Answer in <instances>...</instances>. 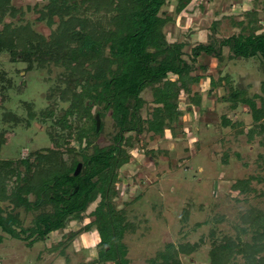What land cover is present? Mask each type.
Segmentation results:
<instances>
[{
	"label": "rangeland",
	"instance_id": "374dc122",
	"mask_svg": "<svg viewBox=\"0 0 264 264\" xmlns=\"http://www.w3.org/2000/svg\"><path fill=\"white\" fill-rule=\"evenodd\" d=\"M254 2L191 0L177 13L174 10L177 0H170L160 13L171 17L164 26L166 39L187 41L183 56L190 61L191 48L208 39L211 20L223 16L242 20L245 10L253 7ZM11 3L17 9L14 16L0 13V221L9 223L7 216L15 215L19 237L0 229V264H114L96 261L99 234L94 225L88 231L84 228L93 219L90 211L99 198L87 206L81 220H65L63 228L43 239H34L24 231L33 225L40 211L50 209L49 204L37 209L25 207L26 199L35 198L27 190H37L42 195L54 182L49 173H41L42 170L36 173L32 161L37 151L44 152L52 146L49 131L53 133L54 120L69 101L49 97L50 88L59 83L57 66L24 71L27 62L19 56L26 35L21 25H28L46 37L56 27L37 18L47 0H11ZM256 6L264 30L262 1ZM227 22L224 20L220 26L218 38L237 31L228 27ZM199 63H209L208 68L201 70ZM225 72L231 75L236 87L260 92L261 75L255 63L229 61L221 74ZM190 74L204 78L194 82L188 94L180 95L177 106L180 117L172 123L171 130L165 129L161 136L147 130L144 123L140 135L126 134L133 138L132 145L124 146L128 161L116 170L112 196L115 208L122 211L127 224L121 237L126 247L125 257L129 264H150L171 243L179 248L180 264H213L212 247L229 240L240 247L258 246L253 264H264L263 227L251 224L255 215H264L262 135L256 133L248 139L246 132L252 126V118L247 106L228 111L227 104L218 100L227 88L223 83L215 87L208 83L210 77L216 79L220 75L214 59L198 57ZM168 77L175 78L173 74ZM195 93L201 97L199 105L190 102ZM141 97L144 103L140 116L149 119L157 105L152 88L144 89ZM50 107L55 108V115L44 118V110ZM95 111L93 108L92 112ZM224 115L229 124L224 123ZM102 123L103 130L92 137L91 145L85 147V143L79 144L71 136L65 146L76 151L82 148L83 153L91 154L94 145L111 143L116 129L109 111ZM55 129L65 136V130L59 126ZM74 154L80 158V154ZM64 157L65 161L70 160L69 155ZM240 179L248 180L243 193L234 188ZM188 246L192 248L185 251ZM232 255L226 264H250L243 251Z\"/></svg>",
	"mask_w": 264,
	"mask_h": 264
},
{
	"label": "trees",
	"instance_id": "16d2710c",
	"mask_svg": "<svg viewBox=\"0 0 264 264\" xmlns=\"http://www.w3.org/2000/svg\"><path fill=\"white\" fill-rule=\"evenodd\" d=\"M169 1L47 0L39 9L37 18L45 19L48 26L56 24L49 36L34 31L28 25L20 26L26 33L19 54L27 62L24 71L57 66L59 83L50 88L49 97L69 101L54 120L55 128L59 126L65 130V136L58 134L55 128L53 133L49 131L52 146L45 148L44 152L37 151L32 161L36 173L40 170L41 173H49L54 182L43 196L35 189L27 190V194L34 193L35 198L34 201L26 199V209L50 205L49 210L40 211L33 225L24 230L27 236L43 239L50 232L63 228L65 220H81L87 206L99 198L90 211L93 219L84 225L86 231L94 225L99 234L96 261L129 264L125 257L126 247L121 241L127 224L122 211L117 210L112 202L116 170L128 161L124 146L132 145L133 138L126 134L135 132L140 135L144 123L147 130L161 136L165 129L171 130L172 123L180 117L181 112L177 110L180 95L188 94L191 85L204 78L200 74H190L200 56L214 59L220 72L216 79L209 78V85L215 87L223 83L227 88L218 100L227 104L228 111L247 106L252 118V126L246 132L248 139L260 133L264 144V30L256 6L259 0H255L252 9L246 10L242 20H235L233 16L211 20L208 39L191 48L190 61L183 56L187 41L168 42L166 39L164 26L171 17L160 13ZM190 3L191 0H177L174 10L178 13ZM16 12L11 0H0V13L14 16ZM224 20H228V27L237 31L218 38L217 32ZM235 60L256 64L261 75L260 92L251 93L246 88L236 87L229 73L221 74L224 64ZM208 65L198 64L204 71ZM169 74L175 78H169ZM147 87L152 88L153 101L157 105L151 118L142 119L140 109L144 102L141 92ZM200 98L195 93L190 102L199 105ZM93 108H96L95 113H99L101 121L110 112L116 129L112 142L104 146L94 145L91 154L83 153L82 148L76 151L72 146H65L72 136L87 147L91 145L92 137L103 130V123L96 130ZM55 113V108L50 107L44 110L43 117H53ZM223 117L224 123L229 124L230 120L225 115ZM74 153L80 154V158ZM64 154L69 155V161H65ZM77 162H82V168L73 175ZM247 185L248 180L240 179L234 188L243 193ZM6 219L9 223L0 221V229L18 238L17 217L9 214ZM251 224L263 227L264 236V215H255ZM34 239L31 238V242ZM191 248L188 246L184 250ZM177 250L178 247L167 244L165 251L152 258L150 264H180ZM257 250L255 244L240 247L238 243L227 240L212 247L211 262L226 264L233 252L243 251L249 263L253 264Z\"/></svg>",
	"mask_w": 264,
	"mask_h": 264
},
{
	"label": "water",
	"instance_id": "95a60500",
	"mask_svg": "<svg viewBox=\"0 0 264 264\" xmlns=\"http://www.w3.org/2000/svg\"><path fill=\"white\" fill-rule=\"evenodd\" d=\"M101 126V118L98 112L95 113V127L98 130ZM82 168V162H77L75 169L73 171V175H77ZM74 190H77V186H75Z\"/></svg>",
	"mask_w": 264,
	"mask_h": 264
},
{
	"label": "crops",
	"instance_id": "0c3cea01",
	"mask_svg": "<svg viewBox=\"0 0 264 264\" xmlns=\"http://www.w3.org/2000/svg\"><path fill=\"white\" fill-rule=\"evenodd\" d=\"M262 1V0H261ZM247 2V1H246ZM253 6V5H252ZM249 9H252V7L251 8H248V9H246V10H249ZM246 10H245V12H246ZM88 261V260H87Z\"/></svg>",
	"mask_w": 264,
	"mask_h": 264
}]
</instances>
